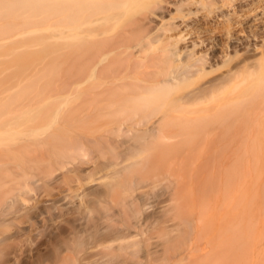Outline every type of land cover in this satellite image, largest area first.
<instances>
[{
    "label": "rangeland",
    "instance_id": "1",
    "mask_svg": "<svg viewBox=\"0 0 264 264\" xmlns=\"http://www.w3.org/2000/svg\"><path fill=\"white\" fill-rule=\"evenodd\" d=\"M256 2L253 0L250 6L242 3V7L239 4L227 8L223 6L221 15H233L221 17V21L228 20L235 30L233 33L246 34V29L240 32L239 25L247 18L243 16L240 19L244 7L255 8L251 14L263 20L260 13L262 3ZM179 15L176 13L173 16ZM50 23L52 26L41 24L40 30L34 33H24L0 42V102L8 97L4 106L11 100L19 105L11 101L12 104L8 103L10 106H21L18 110H10L11 113L6 110L9 116L20 111L17 115L21 117H18L21 120L19 125L0 128V149L11 150L10 157L3 162L7 163V167L0 168V264H191L189 255L203 254L207 241L216 242L221 248V264H264V53L257 50L250 54L237 47L235 54L236 49H229L230 58L211 61L206 77L185 76L177 85L165 89L161 98L158 97L163 101H159L162 105L158 103L156 114L170 111L181 95L227 74L242 65L249 56H252L250 62H254L257 68L251 74L242 71L238 78L240 81L231 87L233 95L230 92L232 96H240L242 102L250 100L259 104L258 111L249 117L247 125L243 124L247 118H241V114L237 119L235 115L238 113L230 114V118L235 116L233 119L238 120L234 122H240L246 128L221 131L216 135L218 140L214 145L201 143L195 150V142L199 141L194 139V134L208 131L206 128L211 129V125L224 118L221 112L213 110L222 108L225 102L221 100V95H213L203 102L191 103L185 111L182 109L183 114L191 115L190 118L186 115L188 120L197 119L193 122L198 131H188L195 136L189 139H192L191 142L176 140V145L165 148L163 144L164 147L159 144L151 146L149 135L135 131L115 133V123L112 125L109 122L113 116L108 121L107 117L97 121V117H83L84 114L78 112L75 64L67 60L58 32L61 25L55 20ZM218 33L217 37L224 34L222 29L221 34ZM263 41L259 40L256 44L263 46ZM75 42V39L71 40L72 49ZM68 83L71 84L66 86ZM61 85L66 88L62 89ZM243 105L246 103L241 104L242 108ZM1 110L0 113L5 114V110ZM26 114L29 116L26 117ZM173 114L175 117L181 114L178 116L182 117L181 122L187 120L183 119L181 110L179 114L177 111ZM178 117L176 121L180 122ZM67 118L68 122L63 121ZM112 119L119 120L118 117ZM62 121L67 126L65 134L68 138L85 142L84 153H68L69 157L63 153L62 158H57L56 154L64 151L61 146L55 147L52 143L34 145L32 140L51 134ZM106 122L110 125L107 126ZM193 127L191 129L196 130ZM27 140H30L29 143H26ZM149 145L152 148L147 160L144 156L139 157L140 152L150 149ZM121 170L133 174L130 175L129 193L123 201L120 197L109 199L105 194V185L111 181L113 173ZM65 176L78 179L79 182L72 185L75 186L74 191H68L64 186ZM177 179L184 182L183 192L178 196L172 192ZM203 181L215 183V186L204 191L201 189ZM61 191L70 197L66 203H74L79 208H59L46 215L45 205ZM147 199L165 202L169 207L155 214V209L151 210L150 205H146ZM172 205H181L186 212L192 210L196 222L187 242L177 251L165 255L168 241L181 234L182 228L163 233L158 232L156 226L138 223L148 216L163 217ZM75 218L81 220V228L75 225ZM129 234L134 238L127 240L130 241L128 244L121 242L123 251L111 255L121 243L109 242L112 250L101 246L96 251L97 256L88 259L89 248L96 243ZM132 241H136L137 246H131Z\"/></svg>",
    "mask_w": 264,
    "mask_h": 264
},
{
    "label": "bare ground",
    "instance_id": "2",
    "mask_svg": "<svg viewBox=\"0 0 264 264\" xmlns=\"http://www.w3.org/2000/svg\"><path fill=\"white\" fill-rule=\"evenodd\" d=\"M252 2L253 0H0V42L24 33H34L40 30L41 24L52 26L50 22L55 20L56 24L61 25V29L58 32L61 35L60 38L66 51L67 60L75 64L74 87L76 88V100H78V106H80L78 112H81L80 114L83 113V117H92L94 119L97 117V121L103 120L101 117H104V119L108 118L107 121L110 116L118 117L119 120L110 117L112 121H109L112 122L110 123L112 125L115 123L113 129L115 133L135 131V133L149 135L151 142L149 144L151 146H161L163 144L165 148H171L173 147L172 144L176 145V140L185 139L189 141L190 138L193 139L194 135H196L194 139L199 142L196 141L198 144L195 142V145H197L195 150H198L196 148L201 143L214 145L218 140L216 135L221 131L226 132L233 129L241 130L244 127L246 128L249 117L258 111L259 107L257 109V106L259 104L256 105L255 101L250 100L245 102L244 99V102H242L240 96H236V94L232 96L233 90H231L232 85L238 83V78L242 71L250 74L253 71L256 72L255 63L250 62L252 56L245 58L242 65L237 66L227 74L211 79L195 90L181 95L176 102L172 101L175 102L176 105L174 106L177 107V110L174 106L171 109L175 111H171V109L169 111L167 108L168 110L165 112L169 111L168 114L165 112L156 114L155 111H157L159 104L160 106L162 105V102H159L161 99H158V97L161 98L160 95L165 89L177 85L185 76L206 77L207 67L211 61L220 58H230L229 49L235 50L240 47L250 54L258 52L257 50H261L264 53V41L263 46L256 44L259 40H264V0H257L258 3H262L260 12L263 15L262 21L257 15L251 14L255 8L246 9L244 7L248 14L243 9L242 12L244 13L240 19L243 16L247 18L246 20H241L239 25L241 26L240 32H245L246 29V34L233 33L235 30L228 24V20L226 22L221 21V17L233 15L229 13L221 15L223 6L227 8V6L240 5L242 3L250 6ZM184 7H186L185 11L188 7L186 12L183 10ZM255 7L258 6L255 5ZM176 13H180L177 16L178 18L173 16ZM52 16L55 19H51ZM21 25L24 27L22 28ZM221 29L224 34H221ZM15 32L18 34H13ZM218 32L221 34L219 37L216 36ZM72 39L76 41L74 50L72 49L73 44H71ZM234 52L236 54L237 49ZM69 84L71 83L66 86H69ZM64 88L62 87V89ZM230 92H232V95H230ZM213 95H221V100L225 102L222 108L213 110L217 113L221 112V117H224L223 119L225 120L222 121L223 119H221V122L218 121L220 124L211 125V129L206 128L209 130L199 133L202 135L198 133L191 135V132L198 131L193 122V120L196 122L197 119L193 115L192 119L193 117L194 119H191V122L186 117L188 114H183L182 109L185 111L187 109L186 106L191 103L203 102L204 99L213 97ZM7 99L9 98H5L6 101ZM5 100H2L3 104L0 105V108L5 110V114H3L4 112L0 113V128L13 124L19 125L21 120L18 119L20 115H17L20 111H16V114L11 116H9V112L11 113L10 110L13 108H15L13 110H18L17 108L21 106L16 108L15 105H19V103L11 100L12 103L15 102V105H11L12 108L10 109L9 107L11 106L9 104H12L10 103L11 101H8L9 104L7 103L4 106L6 104ZM245 103L246 105H243L244 107L242 108L241 104ZM7 106H9V109H6ZM154 107L155 109H153ZM1 109L0 112L2 111ZM6 110H9V112H6ZM180 110L183 114V119H187L186 121H180L182 119V117L179 118L181 114L178 115L179 117L176 115L180 122L176 121L173 113L177 111L179 114ZM187 112L189 111L187 110ZM233 112L238 113L235 115L236 119L239 114L242 115V117L241 115L238 116L239 118H247V122L243 121V124L246 125L234 122L238 120H234L235 116H233L234 119L230 118L234 115ZM6 113L8 114L6 115ZM231 113L232 115H230ZM199 114H197L199 117L200 115L202 116V114ZM28 116L29 114H26V117ZM139 116L142 118L139 119ZM188 116L190 118L191 115ZM121 117L124 118L121 119ZM226 117L229 119H226ZM131 118L137 119H132V121ZM200 118L198 119L201 120L202 118ZM63 121L68 122V118ZM63 121L51 134L42 139H34L32 142L37 147L49 143L56 145L55 147L61 146L62 150H66V152L63 151L61 154H56L57 158H62L61 155L63 153L66 155L68 153L70 155L84 153L85 142L73 141L68 138L65 134L67 126L63 124ZM109 122H106L107 126L110 125ZM190 122L192 126L189 128ZM192 127L196 130L193 131ZM111 128L113 127L111 126ZM188 131L191 132L188 134ZM210 135L212 136L211 138ZM29 141L27 140L26 143H29ZM153 141L157 144H154ZM189 142H186L187 145ZM163 145L162 147H164ZM151 146L149 147L150 149L146 150L151 151ZM187 147L189 148V146ZM188 148L185 151L186 153ZM146 150L143 151L141 149L140 151L143 152H140L139 156H144L145 160L150 154V151L145 154ZM184 153L181 155H184ZM9 154H11L10 149H0V168L7 167V163L4 164L3 162L10 157ZM70 155L67 156L69 157ZM170 171L169 175L172 173ZM130 175H133L132 172L127 170L113 173L111 181L105 185L106 196L114 200L120 197L121 201H123L129 193ZM78 182V179H74V177L65 176L63 178V184L68 188V191H74L75 186L72 185ZM183 183L179 179L176 180L172 191L174 195L178 196L181 191L183 192ZM201 184V189L204 191H208V189L215 186V183L212 184V182L206 181ZM61 194L62 191L60 195L45 205L44 213L46 215H51V210L59 208L70 207L73 210L79 208L74 203H66L70 198L69 195L62 194L61 196ZM150 200L147 199L146 205H150L151 210L154 208L155 214L169 207V205L164 204L165 202ZM50 220L52 221L53 219L50 218ZM195 222L196 218L192 210L186 212V209L184 208L183 210L181 205H172L163 217L148 216L143 222L140 221L138 225L149 224L152 227L156 226L158 232L163 233H170L172 229L182 228V233L178 234L176 238L169 240L167 248L164 249V254L169 255L187 242L189 234L194 229ZM75 225L81 228V220L75 218ZM133 238L134 236L129 234L116 239L100 241L89 248L88 259L95 258L97 256L96 251L101 246L103 248L110 247L112 250L109 242L117 241L128 244L130 241L127 240ZM205 245L206 247L202 250L204 251L203 254L195 255L194 251H191L194 253L189 255L191 264H221V248L216 245V242L207 241ZM131 246H137V242L132 241ZM123 250V244L121 243L119 248L112 250L111 255ZM199 261L200 263H198Z\"/></svg>",
    "mask_w": 264,
    "mask_h": 264
}]
</instances>
